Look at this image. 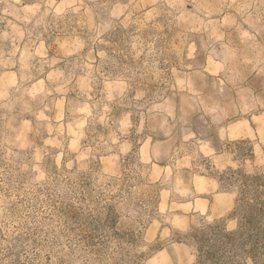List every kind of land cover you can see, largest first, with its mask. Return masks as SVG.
<instances>
[{
    "label": "clouds",
    "instance_id": "obj_1",
    "mask_svg": "<svg viewBox=\"0 0 264 264\" xmlns=\"http://www.w3.org/2000/svg\"><path fill=\"white\" fill-rule=\"evenodd\" d=\"M0 264H264V0H0Z\"/></svg>",
    "mask_w": 264,
    "mask_h": 264
}]
</instances>
